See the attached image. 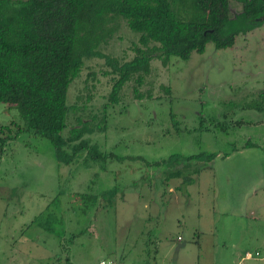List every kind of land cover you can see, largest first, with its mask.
Returning <instances> with one entry per match:
<instances>
[{
	"label": "rangeland",
	"instance_id": "rangeland-1",
	"mask_svg": "<svg viewBox=\"0 0 264 264\" xmlns=\"http://www.w3.org/2000/svg\"><path fill=\"white\" fill-rule=\"evenodd\" d=\"M229 4L231 15L239 12L234 0ZM136 40L120 22L100 51L128 61ZM113 77L102 59L84 61L67 89L60 134L66 138L77 120L85 122L90 133L82 138L113 157L91 161L80 150L62 165L47 139L26 131L0 133L9 138L0 149V264H231L233 258L236 264L243 251L258 255L242 264H264L258 214L250 232L261 242L239 245L236 253L220 236L192 239L193 232L210 227L220 234L222 222L237 220L230 197L234 171L250 174L252 189L264 188V21L237 34L230 48L206 44L203 53L170 58L166 66L152 60L136 87L139 96L130 81L110 105ZM237 120L246 124L230 125ZM223 121L226 130L220 132ZM22 124L16 110L0 104V129ZM247 142L259 148L242 162L248 166L221 158ZM200 154L215 157L185 159ZM176 169L179 177L171 174ZM183 178L193 181L185 186ZM224 209L228 214L221 217Z\"/></svg>",
	"mask_w": 264,
	"mask_h": 264
},
{
	"label": "trees",
	"instance_id": "trees-1",
	"mask_svg": "<svg viewBox=\"0 0 264 264\" xmlns=\"http://www.w3.org/2000/svg\"><path fill=\"white\" fill-rule=\"evenodd\" d=\"M234 1L240 9L231 15L229 0H0V104L16 110L23 121L22 127L5 126L0 133L15 137L26 131L47 139L55 161L62 165H70L80 150H86L91 161L113 157L100 154L82 138L90 133L85 122L77 120L66 138L60 136L69 110L67 89L84 61L102 59L114 76L108 104L118 103L122 87L130 81L138 97L136 87L149 74L152 60L166 66L170 58L187 60L191 53H203L206 44L216 50L230 48L237 34L264 21V0ZM120 22L137 35L130 48L132 58L121 63L100 51ZM220 125L224 132V121ZM8 139L0 138L1 150ZM202 157L209 160L215 155L185 159ZM171 174L179 177L180 172ZM182 181L187 186L193 180Z\"/></svg>",
	"mask_w": 264,
	"mask_h": 264
},
{
	"label": "crops",
	"instance_id": "crops-1",
	"mask_svg": "<svg viewBox=\"0 0 264 264\" xmlns=\"http://www.w3.org/2000/svg\"><path fill=\"white\" fill-rule=\"evenodd\" d=\"M246 144V145H245ZM259 148H257L256 144H251L249 142L244 143L241 147L235 149L233 153L227 155L226 157H222L224 161L230 160L234 157V162L238 163L239 166L242 162L248 161L249 157L255 152L258 153ZM255 160H258V158H254ZM260 165L264 166V160H261ZM243 165H249L248 163H242ZM243 166V167H247ZM212 176H210L211 179ZM233 177L234 183L231 187L230 197H234L236 200L237 210L231 211L232 215L235 216V220L232 223L225 222L221 223L222 232L216 233L214 231V227H210L209 231H195L193 232L192 239L199 240L201 239H209L212 240L215 236H220V242L224 246L226 244H230L232 246L233 251L236 253L238 251L239 245H244L246 242H261V240L257 239L256 233L250 232L251 227H255V221L258 219L255 217V214H258L260 217V222L264 223V188H260L259 192L257 191V188L252 189L254 185H249L247 180L250 179V174L243 173L240 176L237 175V171H234ZM208 180V179H207ZM219 182L222 184L227 185V176L220 175L218 178ZM251 188V189H250ZM227 191H226V198H227ZM227 209H224L221 211L220 216L225 217L227 216ZM252 218V219H251ZM199 219V216H198ZM239 219V220H238ZM249 219V220H248ZM256 219V220H255ZM201 228V227H200ZM263 230V236H264V229ZM261 237L260 239H264V237ZM148 239L152 240L153 243L158 242V237L155 235H152L150 233H147ZM165 238V237H161ZM212 238V239H211ZM183 241V238L180 236H176V242ZM198 244V242H194ZM184 241L181 246H183ZM249 245V244H248ZM256 254V253H255ZM255 254L252 256L247 251H243V255L240 259V261H237L236 264H242L243 262L247 260H253ZM234 258L231 261V264L234 262Z\"/></svg>",
	"mask_w": 264,
	"mask_h": 264
},
{
	"label": "built area",
	"instance_id": "built-area-1",
	"mask_svg": "<svg viewBox=\"0 0 264 264\" xmlns=\"http://www.w3.org/2000/svg\"><path fill=\"white\" fill-rule=\"evenodd\" d=\"M258 254H255V256H257ZM97 264H115V263H113V262H111V261H107V260H101V261H99Z\"/></svg>",
	"mask_w": 264,
	"mask_h": 264
}]
</instances>
